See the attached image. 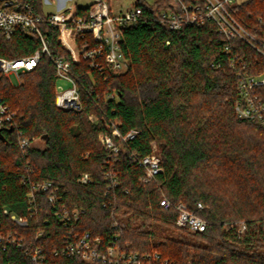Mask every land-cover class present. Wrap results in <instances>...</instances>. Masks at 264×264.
<instances>
[{"label": "trees", "instance_id": "obj_1", "mask_svg": "<svg viewBox=\"0 0 264 264\" xmlns=\"http://www.w3.org/2000/svg\"><path fill=\"white\" fill-rule=\"evenodd\" d=\"M25 1L43 14L39 0ZM172 3L137 0L142 19L122 30L121 50L129 61L124 73L108 67L99 72L84 59L73 63L57 42L58 32L41 26L51 54L71 66L80 111L56 106L59 78L47 55L17 86L0 74V94L16 112L13 127L0 139V235L24 239L22 247L4 249L0 243V264H36L27 253L37 248L43 250L42 264H106L61 253L68 237L85 233L100 238L103 249L115 243L127 255H147L145 264H264V131L238 117V79L230 67L239 55L250 75L264 76V54L240 38L226 54L212 22L171 31L160 13ZM88 9L78 7L77 13ZM232 12L264 44V0L236 3ZM41 48L38 37L17 31L10 41H0V57H27ZM258 95L264 101V87ZM113 124L122 136L138 132L125 144L114 138L121 144L119 161L99 142L101 134L113 137ZM18 132L30 141L24 151ZM153 144L163 172L155 183L144 184L138 160L153 152ZM105 170L119 177L120 185L110 191ZM84 174L90 182L82 185ZM43 182L59 188L58 201L53 205L47 195L36 194L37 213L27 227L2 213L8 208L26 216L27 194ZM164 200L169 208L161 205ZM179 203L207 223L204 232L176 225ZM63 208L84 213L64 227L56 214ZM239 222L247 226L242 235L233 226Z\"/></svg>", "mask_w": 264, "mask_h": 264}, {"label": "built area", "instance_id": "obj_2", "mask_svg": "<svg viewBox=\"0 0 264 264\" xmlns=\"http://www.w3.org/2000/svg\"><path fill=\"white\" fill-rule=\"evenodd\" d=\"M172 6L168 10H162L160 21L168 26L171 31H179L184 27H202L207 22L216 25L217 31L224 43V52L232 54L233 42L243 39L252 47L264 54V44L254 39L243 26L236 20L232 8L237 0H204L202 4H189L184 0H172ZM89 9L84 15H78L76 5L59 8L54 14L38 13L35 7L25 0H0V41H10L17 31H22L29 36H36L41 40L42 48L35 54L17 59H6L0 57V74L8 82L11 75H16L21 82L24 74L34 71L42 56L47 55L53 62L57 77L70 84V87L56 88V106L62 110H81L80 95L76 79L71 74V66L63 58L51 54L46 39L44 38L42 25H48L58 32L57 42L70 54L73 63L77 64L81 59L89 62L90 67L99 72L108 67L114 73H124L129 66L121 50L122 30L125 27H134L140 23L143 10L141 7H133L124 13H114L106 0H90ZM230 67L234 69L238 82L237 87L240 94L235 105V111L239 118L258 124L264 131V101L259 98L258 92L264 87V76H253L248 73L247 65L243 58L235 55L231 58ZM19 82V84H20ZM108 98H114L110 95ZM16 112L11 110L0 94V132L7 127H13ZM92 120V119H91ZM15 130V129H14ZM16 131V130H15ZM19 146L25 150L29 139L22 137L18 132ZM138 135L137 131H131L122 136L113 124V137L105 134L99 136V142L105 151L109 152L110 159L119 161V149L114 138L120 143H127ZM153 152L138 160V164L144 169L141 182L151 184L157 181L163 172L161 160L156 153V145L153 144ZM132 156L136 157V154ZM104 177L109 181L107 190L110 191L120 185L118 174L115 170H105ZM90 182V175L84 174L78 179V183L85 185ZM36 194L47 195L48 201L56 205L58 201L59 188H54L51 182H43L32 185V190L27 194L28 213L19 216L3 208L2 213L8 216L20 227H27L29 220L37 213ZM161 205L169 208L171 203L164 200ZM199 209H203L201 203ZM178 218L176 225L180 228H188L191 232H204L207 223L200 217L194 215L188 207L179 203L176 205ZM84 213L82 209H61L56 212L57 218L64 227L77 223ZM236 226L239 235L246 231V224L239 222ZM42 235V234H41ZM0 243L8 245L24 246V239L16 233H9L6 237L0 235ZM61 253L67 257L78 256L87 262H101L106 264H145L147 255L141 258L135 255H127L120 251L119 247L112 243L106 249L102 248V240L94 238L89 233L76 235L65 241ZM59 251L55 255L61 254ZM36 264L44 262L43 250L35 249L27 253ZM167 263V262H166Z\"/></svg>", "mask_w": 264, "mask_h": 264}, {"label": "rangeland", "instance_id": "obj_3", "mask_svg": "<svg viewBox=\"0 0 264 264\" xmlns=\"http://www.w3.org/2000/svg\"><path fill=\"white\" fill-rule=\"evenodd\" d=\"M109 2L112 11L114 13L120 14L124 13L126 10L132 9L135 7L137 0H106ZM245 0H237V3L240 4ZM145 3L152 4L153 0H144ZM59 0H39V8L43 14H54L59 11L58 8ZM90 4V0H67L66 7L76 5L77 7H86ZM127 71V70H126ZM125 71V72H126ZM10 80L14 86L19 84V78L16 75H11ZM22 83V78L21 82ZM57 86H63L64 88L70 87V84L64 80H59ZM40 145V144H38Z\"/></svg>", "mask_w": 264, "mask_h": 264}, {"label": "crops", "instance_id": "obj_4", "mask_svg": "<svg viewBox=\"0 0 264 264\" xmlns=\"http://www.w3.org/2000/svg\"><path fill=\"white\" fill-rule=\"evenodd\" d=\"M67 0H59L58 8H62L66 5Z\"/></svg>", "mask_w": 264, "mask_h": 264}, {"label": "water", "instance_id": "obj_5", "mask_svg": "<svg viewBox=\"0 0 264 264\" xmlns=\"http://www.w3.org/2000/svg\"><path fill=\"white\" fill-rule=\"evenodd\" d=\"M11 131H13V128H11ZM0 139L4 141V137L1 132H0Z\"/></svg>", "mask_w": 264, "mask_h": 264}]
</instances>
